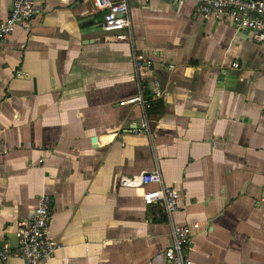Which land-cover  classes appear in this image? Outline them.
Returning a JSON list of instances; mask_svg holds the SVG:
<instances>
[{"label":"crops","instance_id":"1","mask_svg":"<svg viewBox=\"0 0 264 264\" xmlns=\"http://www.w3.org/2000/svg\"><path fill=\"white\" fill-rule=\"evenodd\" d=\"M92 1L36 0L0 57V250L47 193L63 247L39 264H169V216L120 184L158 167L194 264H264V43L167 0H131L118 40ZM140 91L151 108L121 103ZM145 119L151 135L134 131Z\"/></svg>","mask_w":264,"mask_h":264},{"label":"built area","instance_id":"2","mask_svg":"<svg viewBox=\"0 0 264 264\" xmlns=\"http://www.w3.org/2000/svg\"><path fill=\"white\" fill-rule=\"evenodd\" d=\"M131 0H93V6L104 11L102 29L113 33L118 40H127L128 31L132 29L133 21L130 10ZM144 1V0H136ZM178 6L186 2H194L199 12L206 19L230 21L238 29L248 30L255 41L264 43V0H167ZM37 14L36 0H14L8 16L0 20V57L6 50L15 31L29 28ZM138 69L152 68L153 59L144 55L135 56ZM173 67V65H171ZM239 67V63H234ZM160 96V92L156 94ZM139 104L149 109L152 103L143 91L128 97L121 102ZM134 131L138 134L151 135V125L145 119ZM120 184L122 187L141 191L143 202L147 206L163 207L171 220L173 227V243L165 250L169 264H194L189 249L192 243L194 229L189 224L176 222L174 216L181 208L182 193L174 185L165 182L160 168L124 175ZM54 198L51 194L39 196L33 214L21 219L17 224V245H5L0 250V264H5L10 258L18 257L28 264H39L49 261L63 247L51 235V223L54 213Z\"/></svg>","mask_w":264,"mask_h":264},{"label":"trees","instance_id":"3","mask_svg":"<svg viewBox=\"0 0 264 264\" xmlns=\"http://www.w3.org/2000/svg\"><path fill=\"white\" fill-rule=\"evenodd\" d=\"M149 96H150V95H149ZM149 98L151 99V97H149ZM154 102H155V101L151 102V103H152V105L154 104Z\"/></svg>","mask_w":264,"mask_h":264},{"label":"water","instance_id":"4","mask_svg":"<svg viewBox=\"0 0 264 264\" xmlns=\"http://www.w3.org/2000/svg\"><path fill=\"white\" fill-rule=\"evenodd\" d=\"M94 141H96V139H94Z\"/></svg>","mask_w":264,"mask_h":264}]
</instances>
